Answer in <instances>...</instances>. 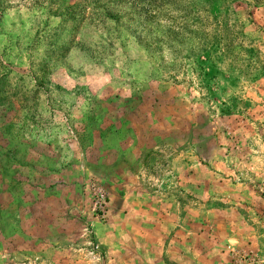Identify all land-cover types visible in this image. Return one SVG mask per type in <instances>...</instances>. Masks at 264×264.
I'll return each instance as SVG.
<instances>
[{
  "label": "rangeland",
  "instance_id": "rangeland-1",
  "mask_svg": "<svg viewBox=\"0 0 264 264\" xmlns=\"http://www.w3.org/2000/svg\"><path fill=\"white\" fill-rule=\"evenodd\" d=\"M0 264H264V0H0Z\"/></svg>",
  "mask_w": 264,
  "mask_h": 264
},
{
  "label": "built area",
  "instance_id": "built-area-1",
  "mask_svg": "<svg viewBox=\"0 0 264 264\" xmlns=\"http://www.w3.org/2000/svg\"><path fill=\"white\" fill-rule=\"evenodd\" d=\"M91 200H92V211L97 212L102 210L106 204V193L105 191L97 186L92 185L91 188Z\"/></svg>",
  "mask_w": 264,
  "mask_h": 264
}]
</instances>
